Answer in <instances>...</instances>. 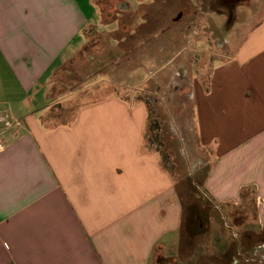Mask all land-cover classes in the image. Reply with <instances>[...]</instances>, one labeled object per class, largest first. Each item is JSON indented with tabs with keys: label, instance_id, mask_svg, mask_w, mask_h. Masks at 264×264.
<instances>
[{
	"label": "crops",
	"instance_id": "0c3cea01",
	"mask_svg": "<svg viewBox=\"0 0 264 264\" xmlns=\"http://www.w3.org/2000/svg\"><path fill=\"white\" fill-rule=\"evenodd\" d=\"M93 3L0 0V264H153L180 241L183 205L143 102L114 95L65 122L43 115ZM247 9L238 45L197 83L195 130L210 152L207 197L220 211L251 202L262 234L264 14Z\"/></svg>",
	"mask_w": 264,
	"mask_h": 264
},
{
	"label": "rangeland",
	"instance_id": "374dc122",
	"mask_svg": "<svg viewBox=\"0 0 264 264\" xmlns=\"http://www.w3.org/2000/svg\"><path fill=\"white\" fill-rule=\"evenodd\" d=\"M93 1L86 8L87 37L77 40L57 73V96L45 97L48 123L65 122L82 104L109 96L143 102L149 141L173 173L183 205L180 241L153 264H264L258 262L264 258L260 212L251 202L220 211L207 197L210 152L201 149L195 130L197 83L206 84L217 60L240 42L247 8L259 3L257 17L264 14V0ZM65 108L66 117L49 121ZM241 221L254 234L243 237Z\"/></svg>",
	"mask_w": 264,
	"mask_h": 264
},
{
	"label": "flooded vegetation",
	"instance_id": "af4514ba",
	"mask_svg": "<svg viewBox=\"0 0 264 264\" xmlns=\"http://www.w3.org/2000/svg\"><path fill=\"white\" fill-rule=\"evenodd\" d=\"M247 262H251V260L249 261V259H248V261ZM259 263H263L264 262V258H263V261H258Z\"/></svg>",
	"mask_w": 264,
	"mask_h": 264
},
{
	"label": "built area",
	"instance_id": "2783aa9c",
	"mask_svg": "<svg viewBox=\"0 0 264 264\" xmlns=\"http://www.w3.org/2000/svg\"><path fill=\"white\" fill-rule=\"evenodd\" d=\"M1 146V145H0Z\"/></svg>",
	"mask_w": 264,
	"mask_h": 264
}]
</instances>
